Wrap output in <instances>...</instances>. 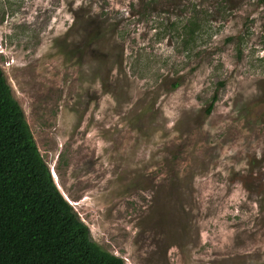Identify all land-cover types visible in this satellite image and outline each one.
I'll return each instance as SVG.
<instances>
[{
	"label": "rangeland",
	"instance_id": "rangeland-1",
	"mask_svg": "<svg viewBox=\"0 0 264 264\" xmlns=\"http://www.w3.org/2000/svg\"><path fill=\"white\" fill-rule=\"evenodd\" d=\"M0 68L102 248L264 264V0H0Z\"/></svg>",
	"mask_w": 264,
	"mask_h": 264
},
{
	"label": "trees",
	"instance_id": "trees-1",
	"mask_svg": "<svg viewBox=\"0 0 264 264\" xmlns=\"http://www.w3.org/2000/svg\"><path fill=\"white\" fill-rule=\"evenodd\" d=\"M0 264H125L91 238L55 185L1 68Z\"/></svg>",
	"mask_w": 264,
	"mask_h": 264
}]
</instances>
